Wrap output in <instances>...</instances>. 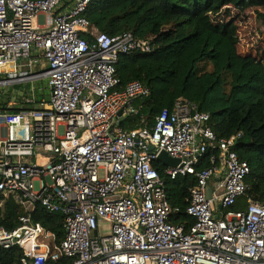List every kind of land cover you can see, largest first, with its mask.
<instances>
[{
	"label": "built area",
	"instance_id": "obj_1",
	"mask_svg": "<svg viewBox=\"0 0 264 264\" xmlns=\"http://www.w3.org/2000/svg\"><path fill=\"white\" fill-rule=\"evenodd\" d=\"M91 2L0 0V222L7 201L24 209L14 229L0 225V250L21 253L15 264H264V204L230 210L250 174L235 151L242 134L219 139L210 114L183 98L153 127L124 129L150 90L133 81L119 91L116 65L153 52V42L101 33L85 16ZM42 79L48 96L33 87ZM210 151V166L197 170ZM162 152L178 166L159 161ZM155 162L171 179L196 178L191 227L171 223ZM38 205L64 217L60 243L33 221Z\"/></svg>",
	"mask_w": 264,
	"mask_h": 264
},
{
	"label": "trees",
	"instance_id": "obj_2",
	"mask_svg": "<svg viewBox=\"0 0 264 264\" xmlns=\"http://www.w3.org/2000/svg\"><path fill=\"white\" fill-rule=\"evenodd\" d=\"M262 11L264 0H92L85 14L110 37L132 33L139 40L153 42V52L124 55L116 65L119 91L133 81L150 90L148 97L134 101L137 114L121 122L124 129L153 127L158 115L172 111L183 98L210 114V126L219 139L242 134L235 151L248 163L250 174L245 195L233 211H245L249 200L264 204V51L245 52L240 43L242 20L252 13L263 17ZM84 38L93 42L89 34ZM212 155V151L207 153L197 170L208 168ZM154 167L174 210L171 223L191 227L195 219L186 211L187 200L196 178L171 179L161 163L155 162ZM19 213L20 206L7 201L0 225L14 229ZM32 218L55 233L58 243L63 240L61 214L38 205ZM17 252L0 250V260L15 264L21 256Z\"/></svg>",
	"mask_w": 264,
	"mask_h": 264
},
{
	"label": "rangeland",
	"instance_id": "obj_3",
	"mask_svg": "<svg viewBox=\"0 0 264 264\" xmlns=\"http://www.w3.org/2000/svg\"><path fill=\"white\" fill-rule=\"evenodd\" d=\"M263 12V13H262ZM261 14H263V17H261L260 14L252 13L251 15H248L242 22L240 23V43L242 46V49L245 52L251 51L253 49L254 51H264V11H262ZM210 18V16L208 15ZM216 21V20H215ZM38 20L35 21L37 24ZM214 22V21H212ZM218 22V21H216ZM45 62L42 64L37 65L33 68L34 73L41 72L46 69ZM33 87L37 91V95L43 94L40 92V90H44V94L48 96L49 89H48V80L42 79L34 82ZM19 89L17 87L15 90ZM14 90V92H15ZM3 93L0 92V99L3 101L6 99ZM16 107H22L21 104H18ZM24 213V209L21 208L20 214ZM110 232V222L104 221L100 225V234L101 235H107Z\"/></svg>",
	"mask_w": 264,
	"mask_h": 264
},
{
	"label": "water",
	"instance_id": "obj_4",
	"mask_svg": "<svg viewBox=\"0 0 264 264\" xmlns=\"http://www.w3.org/2000/svg\"><path fill=\"white\" fill-rule=\"evenodd\" d=\"M122 116V112L119 113V117ZM159 161L163 162L166 166L171 167V168H175L178 166V164L180 163V161L178 159H174L168 156V154L166 152H162L159 157H158ZM208 197H211V188L208 189Z\"/></svg>",
	"mask_w": 264,
	"mask_h": 264
},
{
	"label": "crops",
	"instance_id": "obj_5",
	"mask_svg": "<svg viewBox=\"0 0 264 264\" xmlns=\"http://www.w3.org/2000/svg\"><path fill=\"white\" fill-rule=\"evenodd\" d=\"M49 20V19H48Z\"/></svg>",
	"mask_w": 264,
	"mask_h": 264
}]
</instances>
